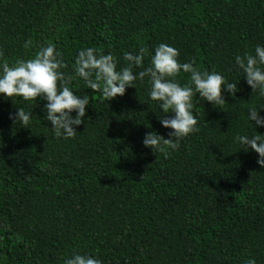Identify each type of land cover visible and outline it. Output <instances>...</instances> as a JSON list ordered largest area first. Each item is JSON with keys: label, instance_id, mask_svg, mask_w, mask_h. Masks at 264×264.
I'll list each match as a JSON object with an SVG mask.
<instances>
[{"label": "trees", "instance_id": "trees-1", "mask_svg": "<svg viewBox=\"0 0 264 264\" xmlns=\"http://www.w3.org/2000/svg\"><path fill=\"white\" fill-rule=\"evenodd\" d=\"M0 264H264V0H0Z\"/></svg>", "mask_w": 264, "mask_h": 264}]
</instances>
